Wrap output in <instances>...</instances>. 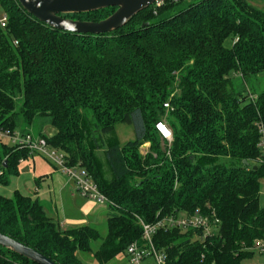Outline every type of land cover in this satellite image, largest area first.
Returning a JSON list of instances; mask_svg holds the SVG:
<instances>
[{"label": "trees", "instance_id": "16d2710c", "mask_svg": "<svg viewBox=\"0 0 264 264\" xmlns=\"http://www.w3.org/2000/svg\"><path fill=\"white\" fill-rule=\"evenodd\" d=\"M251 1L162 0L116 30L90 34L55 29L18 0H0V130L34 134L35 125L107 197V232L93 252L99 263L141 244V221L197 210L218 219L210 234L167 224L153 234L165 264H242L264 239L256 127L264 89L246 87L264 74V8ZM115 9L63 16L96 21ZM160 120L171 142L155 129ZM117 123L133 125L136 137L109 141L105 168L95 149ZM47 125L51 135L41 130ZM29 155L0 141V183ZM220 157L237 164H216ZM0 232L57 264H84L77 252L101 237L89 225L61 229L38 198L19 191L0 194ZM0 264L38 263L0 245Z\"/></svg>", "mask_w": 264, "mask_h": 264}, {"label": "built area", "instance_id": "2783aa9c", "mask_svg": "<svg viewBox=\"0 0 264 264\" xmlns=\"http://www.w3.org/2000/svg\"><path fill=\"white\" fill-rule=\"evenodd\" d=\"M157 5L162 3V0L155 2ZM6 14L0 15V24L5 26ZM166 108L169 107L168 103H164ZM260 134L258 146L264 156V122L258 121L256 124ZM155 129L160 134L162 139L171 142L172 131L168 127L166 121L160 120L155 123ZM7 138L11 145H16L20 148H26L30 154L37 152L48 158L53 165L59 167L62 173L66 174L74 184L78 194L85 199L92 200L98 203L109 204L107 197L99 190L97 184L88 174L85 168L80 166H71L67 164V159L61 150L52 148L42 136H33L30 133L20 134L17 131H10L8 129L0 130V139ZM218 223L216 217H210L203 214L198 210L190 215H182L179 217H165L155 223H144L142 225V242H132L126 249V254L129 258V264H142V261L152 256L155 264H165L164 253L157 250L153 243V234L156 230L167 224L168 226H177L180 228H202L204 234H210L212 228ZM254 248L261 252L264 251V239H259L255 242Z\"/></svg>", "mask_w": 264, "mask_h": 264}, {"label": "rangeland", "instance_id": "374dc122", "mask_svg": "<svg viewBox=\"0 0 264 264\" xmlns=\"http://www.w3.org/2000/svg\"><path fill=\"white\" fill-rule=\"evenodd\" d=\"M251 3L256 5L257 7L264 8V0H255V1H251ZM1 13H3V10L0 8V15ZM225 44L226 46H230L232 44V41L228 39L226 40ZM239 80L242 83L243 80L241 78H239ZM246 83H247L246 87L252 89L253 94H257L264 89V74H259L252 81H248ZM35 127L36 126L34 125L32 130L34 134H31L33 136H36L37 133L39 132ZM41 130L45 135H50L54 133L52 132L54 128L50 125L44 126ZM16 131L19 132L18 130ZM135 137H136V133L133 125L126 123H117L113 131L103 135L102 141L99 142V145L95 149V154L97 155L98 158H100L104 166L107 165L105 167L107 168L108 164L104 155V150L108 142L116 140L118 143L123 144L126 141L134 139ZM5 139L6 138H1L0 141L10 145L11 143L10 142L8 143V141H6L7 139L6 140ZM148 146H149L148 142L144 143L140 148L141 152L144 153L147 150ZM216 164L224 165L226 167H231L237 164V162L228 157H220L217 160ZM53 168L59 170L62 173L61 169L53 165V163L44 155L37 152L31 153L27 158H25L23 161L19 163L18 173L10 174L8 176L7 184L0 183V194L6 197H13L14 192L19 191L20 193L24 195H29L31 197L36 198L37 195L39 194L41 197L42 191L47 190V185H46L47 179H44L45 175L42 176V174ZM64 175L67 178H69L66 174ZM260 183L261 186H260L259 202L261 206H264V180H261ZM47 195L48 193L46 194V196ZM106 220L107 219L105 217V219L102 222L99 221L97 224L94 225L100 232L101 237L91 242V251L88 252L78 251L77 252L78 257L83 261L84 264H129V258L125 252L115 256L106 263H99L95 259L93 252L97 249V247L101 242L102 237H104L107 232ZM55 221L57 222V220ZM59 226L62 229L61 223L59 224ZM142 264H155V260L152 256H149L142 261ZM242 264H264V251L261 252L259 250H255L251 256L242 260Z\"/></svg>", "mask_w": 264, "mask_h": 264}, {"label": "water", "instance_id": "95a60500", "mask_svg": "<svg viewBox=\"0 0 264 264\" xmlns=\"http://www.w3.org/2000/svg\"><path fill=\"white\" fill-rule=\"evenodd\" d=\"M22 8L39 21L55 29L100 34L122 27L137 12L158 0H18ZM107 7L116 9L107 17L96 20H78L64 14L82 13ZM5 164V162H4ZM0 245L35 261L38 264H57L44 254L0 232Z\"/></svg>", "mask_w": 264, "mask_h": 264}, {"label": "crops", "instance_id": "0c3cea01", "mask_svg": "<svg viewBox=\"0 0 264 264\" xmlns=\"http://www.w3.org/2000/svg\"><path fill=\"white\" fill-rule=\"evenodd\" d=\"M44 175V179H47V190L42 191L41 197L39 194L36 198L43 205L47 216L57 220L58 225L61 223L62 229L80 225L95 227L99 221L102 222L105 217L107 219L108 206L80 196L71 180L59 170L53 168L44 172L42 176Z\"/></svg>", "mask_w": 264, "mask_h": 264}]
</instances>
